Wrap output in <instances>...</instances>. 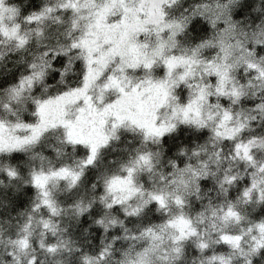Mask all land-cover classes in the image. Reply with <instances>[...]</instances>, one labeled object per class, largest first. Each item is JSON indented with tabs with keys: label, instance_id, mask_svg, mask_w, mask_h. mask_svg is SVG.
<instances>
[{
	"label": "snow or ice",
	"instance_id": "6c2138e0",
	"mask_svg": "<svg viewBox=\"0 0 264 264\" xmlns=\"http://www.w3.org/2000/svg\"><path fill=\"white\" fill-rule=\"evenodd\" d=\"M0 264H264V0H0Z\"/></svg>",
	"mask_w": 264,
	"mask_h": 264
}]
</instances>
